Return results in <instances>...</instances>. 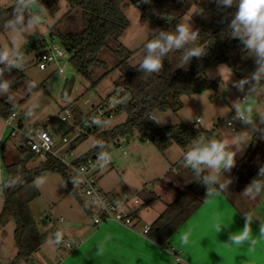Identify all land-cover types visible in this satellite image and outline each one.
Masks as SVG:
<instances>
[{
    "label": "trees",
    "instance_id": "trees-1",
    "mask_svg": "<svg viewBox=\"0 0 264 264\" xmlns=\"http://www.w3.org/2000/svg\"><path fill=\"white\" fill-rule=\"evenodd\" d=\"M66 13L48 30L50 40L63 44L69 55L68 63L75 74L84 80L89 88H94L112 70L118 72L113 82L114 93L119 100L114 101L118 110L126 114L125 121L111 128L90 126L89 114L82 113L75 102L67 107L73 117L75 126H68V134L79 127L81 132L61 152L70 153L92 135L95 145L92 149L74 160L76 165H86L89 160H100L109 157L108 145L121 139L138 136L141 142L151 143L160 154H164L172 145L187 151L193 141L200 139L202 134L208 136L212 131L192 125L174 124L163 129L148 126L150 116L155 113H177L182 109V98L213 91L218 95L220 78L209 79L205 71L209 67L226 66L237 81L245 80L244 87L253 94L264 88V73L258 72L260 58L249 49L243 41L234 42L240 37L231 35V19L236 11V2L231 7H217L214 0H65ZM129 2L139 12L141 23L151 22L157 26V32L152 39L158 38L161 32L173 33L185 16L193 22L192 29L197 37L181 48H173L161 57V68L157 72H147L141 68V63L132 66L129 61L138 52L147 55V49L142 45L138 50L130 51L119 42L120 36L128 28L129 21L122 12V6ZM42 6L50 15L58 11L55 0H34L31 4L26 0H14L9 7L0 5V34L16 18L26 14L30 6ZM169 23H166V22ZM151 39V40H152ZM246 39V37H245ZM150 41V40H149ZM148 41V42H149ZM32 40L30 49L36 48ZM194 47L202 49V54L190 56L187 62L184 55ZM107 54L116 63L112 68L101 58ZM2 48L0 46V56ZM21 53H17L19 58ZM1 66V65H0ZM3 74L0 85L7 84L8 88L0 87V117H8L17 112L23 99L15 103L10 101L12 93L17 91L26 79L23 71L16 67L15 62L1 66ZM40 85L27 94L29 97ZM104 100L100 103L102 105ZM63 111H65L63 109ZM114 113V115H115ZM20 115V114H19ZM20 117H22L20 115ZM9 139L6 138V141ZM5 144V143H4ZM3 144V145H4ZM16 152L19 159L6 162L2 154L6 178L0 185L3 199L0 210V229L8 222H13V244L15 254L10 264H30L32 255L42 245L44 236L39 232L33 219L29 205L39 196L36 181L47 173L60 175L68 185L69 191L82 202V199L72 188V181L67 174V168L51 156L40 160L35 166L29 164L37 156L25 145L18 142ZM3 149V147H2ZM228 170L215 174L218 180L205 178L212 175L201 168L199 172L177 163L165 174L164 179L157 183L165 186L174 195L171 203L149 225L145 236L158 245H165L171 236L201 207L210 197L222 194L243 218L248 211L241 202L238 194L252 177L264 166V121L251 136L248 150ZM183 161V160H182ZM227 184H225L224 178ZM224 187L220 188V184ZM150 198L142 203L141 208L159 200L153 192H142ZM88 215L92 214L86 208ZM137 212V210H136ZM135 212V214H136ZM133 214V217H135Z\"/></svg>",
    "mask_w": 264,
    "mask_h": 264
},
{
    "label": "rangeland",
    "instance_id": "rangeland-1",
    "mask_svg": "<svg viewBox=\"0 0 264 264\" xmlns=\"http://www.w3.org/2000/svg\"><path fill=\"white\" fill-rule=\"evenodd\" d=\"M26 1L31 4L34 0ZM13 3L14 0H0V5L4 7H9ZM55 3L58 11L54 15H50L42 6L31 5L28 12L21 16V23L17 24L15 22L10 24L0 34V46L2 48L0 65L8 66L10 63L15 62L16 67L23 71L26 79L18 90L12 93L10 101L15 103L23 99L17 112L23 116L25 123L31 126L45 125L46 130L59 146L63 133L58 124L60 118L65 115V111L70 112L67 108L69 104L75 102V105L82 113H90L91 115L92 109L99 106L103 100L118 101L119 95L114 93L113 87V82L118 77L116 70H112L96 87L89 88L88 84L78 77L70 67L68 63L69 56L58 65H50L43 71L38 69L36 61L42 48L30 49L32 40L36 41L34 42L35 45H40L39 41L44 40L49 45L56 44L64 48L63 44L59 41H52L48 37V30L67 11L65 0H55ZM122 12L129 21V26L120 36L119 42L130 51L138 50L154 37L157 32V26L151 22L141 23L139 21L138 10L129 4V2H126L122 6ZM181 23H189L191 27L193 26V22L189 16L183 17ZM17 53H21L19 58L16 57ZM101 58L108 63L110 68L116 63L115 59L105 53L101 54ZM143 58V52H138L131 58L129 63L135 66L141 63ZM58 67L64 71L62 76L56 74ZM205 75L209 79L220 78L218 95L215 98H212L214 95L213 91L184 96L182 98V109L177 113H155L150 116L149 121H154L151 127L163 129L168 125L174 124L189 126L196 119H199L200 123L197 126L214 132V135L208 140H227L228 145L226 150L235 152V145L232 144V140L236 136L243 134H247L251 138L264 121V99L262 98L264 88H260L253 94L249 93L244 86L243 89L238 88L236 86L238 81L235 76L224 65L207 68ZM71 77L74 78L73 87L69 98L65 100L61 97L62 87L64 81ZM35 85H40L41 87L27 97V94ZM241 97L246 99L244 103L240 101ZM238 109L239 112L244 114L245 119L242 121L235 120V131L231 132L224 125L223 121L238 112ZM248 110L251 111L249 112ZM125 118V112L118 110L113 119L109 120L103 128L120 125L125 121ZM249 119L251 123L247 122ZM65 124L67 126H75L72 115ZM216 124L218 125L215 126ZM73 128L68 134V138H72L79 131V127ZM8 133L9 130L0 121V140L7 145L4 157L6 162L10 163L19 159V155L16 152L18 141H6ZM117 144L120 147L115 146L114 143L108 145L109 158L113 166H106L103 172L96 176L98 186L104 190L106 188H114V192H108L110 198L116 197L117 199L119 197L123 199L124 194H126L131 198L139 199L142 205L145 202V196L143 193L139 194L136 188L137 186L142 187L144 185L142 182L143 176L147 178L152 177V182L150 180L146 187L145 185L144 187L154 194L160 195L161 202L156 203L155 206L165 203L166 199L172 195L166 189L164 190L163 185L158 183L157 186L155 182L158 178L163 177L162 173L164 172H161L162 169H165L164 171L169 170L168 165H170L171 161H174L173 163L180 161L177 156L178 154L175 153L177 147H172L173 149L167 155H162L158 153L151 143L141 142L136 134H133L129 140H126V138L119 140ZM12 145H14L13 150L11 148ZM94 145V137L92 135L88 136L86 141L70 152L69 161L75 160L78 156L92 149ZM121 149L127 152L126 156L122 155ZM247 150L248 145L243 151L236 152L234 158L237 160L241 159ZM40 160L37 158L29 166H35ZM202 169L211 175L217 174L209 167H202ZM5 178L6 175L3 173L1 175L2 182H4ZM227 179L226 177L224 178L225 184H227ZM254 182L260 183L261 191L255 195V198H252L250 195H245V189L252 186L253 193H255ZM35 185L39 196L30 203L29 209L39 232L44 236V240L39 249L32 255L30 264H56L58 261L55 258L56 253L60 252V249H63L58 241L61 240V229L64 223H67L68 218H90L86 212L87 203L83 199L81 202L78 197L71 193L65 180L56 173L42 175L37 179ZM114 194L116 195L113 196ZM240 194H238L240 200L245 203L253 217H259L260 221L264 223V173L259 170L252 177L251 181L242 188ZM2 203L3 199L0 188V210ZM140 207H138V212L147 221L148 214H150L148 210L153 207L147 206L141 209ZM13 229V222H8L0 229V264H10V260L15 254ZM251 236L257 243V246H260V243L256 239H261L262 234L254 233ZM61 255L64 256L63 253Z\"/></svg>",
    "mask_w": 264,
    "mask_h": 264
},
{
    "label": "crops",
    "instance_id": "crops-1",
    "mask_svg": "<svg viewBox=\"0 0 264 264\" xmlns=\"http://www.w3.org/2000/svg\"><path fill=\"white\" fill-rule=\"evenodd\" d=\"M5 144L1 150L3 155L7 147ZM174 146L177 147L172 145L164 154L167 155ZM11 148L13 150L14 145ZM184 152L179 147L175 150L180 161L183 160ZM173 162L168 165L169 170L177 164ZM103 169L98 171L96 176L103 172ZM164 170L161 171L164 172L163 177L158 178L155 185L158 186L157 181L164 179L168 172ZM151 178L142 177L145 187L150 180L152 182ZM144 185L137 186L136 190L139 194L152 192ZM162 187L167 190L166 187ZM100 189L107 195L108 192L115 191L114 188ZM171 195L165 203L155 206L156 203L161 202V197L158 195L159 200L149 205L153 208L148 210L150 214L147 221L139 214L137 208L131 227L112 221L93 227L91 221L93 215H89L90 218H68L61 229L60 238L66 241L75 240L78 243L71 251L60 249L55 256L58 260L56 264H264V233L261 231L264 228L263 221H260L259 217L254 218L245 203L241 201L248 211L247 216L243 218L222 194L213 195L206 200L165 245H158L148 239L143 233V228L149 226L164 211L166 205L172 202L174 195L172 193ZM144 196L146 200L150 198L147 193ZM129 208V205L121 206L123 211ZM217 225L220 226L219 230ZM245 226L249 228L248 239L241 245H235L230 240V236L242 231ZM254 233L262 234L261 239H256L260 246H257L251 236ZM164 247H174L182 262H177L172 255L164 252ZM62 253L64 256L61 255Z\"/></svg>",
    "mask_w": 264,
    "mask_h": 264
},
{
    "label": "built area",
    "instance_id": "built-area-1",
    "mask_svg": "<svg viewBox=\"0 0 264 264\" xmlns=\"http://www.w3.org/2000/svg\"><path fill=\"white\" fill-rule=\"evenodd\" d=\"M166 23H169L168 21ZM40 45L36 44V48H42L40 53L37 56L36 65L39 70L43 71L50 65H58L62 62L63 59L67 58L69 55L66 50L56 44H47L44 40L39 41ZM3 74V68L0 66V76ZM56 74L62 76L64 71L62 68L56 69ZM264 99V94L262 95ZM240 101L244 103L246 99L241 97ZM116 105L114 101L107 99L102 105L97 106L92 109L91 115L89 117L90 126H101L105 121L111 120L114 117ZM241 113V112H239ZM71 117L70 112L65 111V115L60 118V123L64 124L66 128L68 127L65 122ZM245 119L244 114L234 113L229 118L223 121L224 125L231 131H235L234 121H242ZM4 127L9 130L7 138L9 140H16L21 144L28 147L38 159H45L48 156L56 158L67 168V174L72 181V188L77 193V195L86 201L87 207L91 209L92 226L96 227L106 221H112L118 224H121L126 227H131L134 221L133 214L136 212V207L140 206V201L137 198H131L129 195L124 194L123 199L117 197L110 198L107 194L101 191L97 184L96 173L106 166L111 165V160L108 156L102 157L100 160H89L86 165H76L73 161H69L70 153L61 152L66 148L71 141L75 138L81 130L77 131L72 138L67 136H62L60 145L58 146L51 134L46 130L45 125H36L31 126L26 124L24 118L20 117L18 112L11 113L8 117H0ZM196 124L200 123L199 119L195 120ZM216 124L215 126H217ZM214 135L209 134L206 136L202 134L200 136L205 140H208ZM115 146H119L117 142L114 143ZM3 143L0 140V185L2 184L1 175L5 173L4 163L1 154ZM123 156L127 155V152L124 149H121ZM182 164L188 168L190 166L182 161ZM129 205L127 211H123L121 206ZM149 226L143 228L144 235L148 232ZM61 247L65 251H71L78 242L75 240H64L60 241ZM164 252L172 255L177 262H182L181 258L177 256L175 248L164 247Z\"/></svg>",
    "mask_w": 264,
    "mask_h": 264
},
{
    "label": "clouds",
    "instance_id": "clouds-1",
    "mask_svg": "<svg viewBox=\"0 0 264 264\" xmlns=\"http://www.w3.org/2000/svg\"><path fill=\"white\" fill-rule=\"evenodd\" d=\"M236 11L234 17L231 19L230 27L232 29L231 35L233 37H240L243 43L251 50H253L260 61H264V0H235ZM217 7L228 8L234 3V0H214ZM22 18L17 17L16 23H21ZM197 37L189 23H180L177 25L175 34L161 32L158 38L147 42L144 47L147 49V55L144 56L141 68L147 72H157L161 68V57L164 53L173 48H181L182 45L189 41H194ZM246 37V39H245ZM202 54V49L194 47L189 50L183 57V61L187 62L190 56L199 57ZM258 72L264 73V62L260 63ZM245 80H240L237 87L243 89ZM0 87L7 89L8 85L2 84ZM238 114L239 109L237 110ZM249 112L251 110H248ZM251 123L249 119L247 121ZM250 137L247 134L236 136L232 140L235 145V152L226 150L227 140H205L203 137L193 141L188 150L183 153L184 163L192 169L199 172L202 167H209L214 170V173H219L221 170L230 169L234 163V155L236 152L243 151L249 144ZM260 171L264 173V168ZM217 175L206 177L208 180H218ZM255 193L253 187L249 186L245 189V195H250L255 198L256 194L261 191L259 182H254ZM224 187V183L220 184V188ZM219 225L217 228L219 230ZM264 233V228L261 229ZM249 237V228L245 226L242 231L236 232L230 236V240L235 245H241Z\"/></svg>",
    "mask_w": 264,
    "mask_h": 264
},
{
    "label": "water",
    "instance_id": "water-1",
    "mask_svg": "<svg viewBox=\"0 0 264 264\" xmlns=\"http://www.w3.org/2000/svg\"><path fill=\"white\" fill-rule=\"evenodd\" d=\"M243 41L241 38H237L234 40V42H241ZM73 83H74V78L71 77L69 79H66L64 81V84H63V87H62V91H61V97L65 100H67L70 96V92L72 90V87H73ZM154 124V121L151 120L147 123L148 126H152ZM59 128L60 130L62 131L63 134H66L67 133V128L64 124L60 123L59 122ZM126 140H128V137H126Z\"/></svg>",
    "mask_w": 264,
    "mask_h": 264
}]
</instances>
